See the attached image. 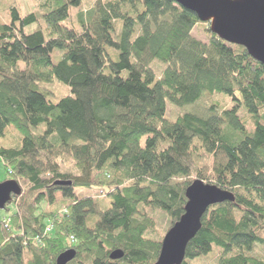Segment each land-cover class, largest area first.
Wrapping results in <instances>:
<instances>
[{
    "label": "trees",
    "instance_id": "obj_1",
    "mask_svg": "<svg viewBox=\"0 0 264 264\" xmlns=\"http://www.w3.org/2000/svg\"><path fill=\"white\" fill-rule=\"evenodd\" d=\"M37 8L12 6L0 19V137L9 127L21 137L0 146V165L3 181L24 186L0 211V264H56L68 250V264H154L162 238L149 237L145 209L171 228L193 176L235 199L208 209L182 264L212 254V264H264L252 255L264 246V66L172 0ZM199 25L205 41L192 35ZM154 60L165 66L160 77ZM54 81L69 88L56 103L46 99ZM206 92L233 106L165 117L167 102L193 105ZM75 188L96 189L108 206ZM116 250L123 257L112 261Z\"/></svg>",
    "mask_w": 264,
    "mask_h": 264
},
{
    "label": "water",
    "instance_id": "obj_2",
    "mask_svg": "<svg viewBox=\"0 0 264 264\" xmlns=\"http://www.w3.org/2000/svg\"><path fill=\"white\" fill-rule=\"evenodd\" d=\"M196 15L209 30L224 42L243 47L248 55L264 66V0H172ZM67 186L69 182H57ZM22 193L15 180L0 182V211L12 197ZM186 204L183 215L167 230L158 258L154 264H182L188 243L201 228V219L211 206L233 203L234 195L201 180H194L185 190ZM76 257L74 250L58 256L56 264H68ZM119 250L109 255L112 261L120 260Z\"/></svg>",
    "mask_w": 264,
    "mask_h": 264
},
{
    "label": "rangeland",
    "instance_id": "obj_3",
    "mask_svg": "<svg viewBox=\"0 0 264 264\" xmlns=\"http://www.w3.org/2000/svg\"><path fill=\"white\" fill-rule=\"evenodd\" d=\"M42 0H0V19L3 22H8L9 20V9L14 6L20 10L22 14L29 13V12H35L38 8L37 6L41 3ZM94 0H83V7L87 8L88 6L92 5ZM70 19H67L66 21L62 22V26L69 27L70 26ZM208 28V25H207ZM32 28H30L28 31H31ZM192 35L194 38L205 41L206 39V33L204 30V27L201 25L194 28L192 31ZM110 55L113 60H116L117 53L114 50H110ZM62 55V52L56 51L52 55V60L54 63L58 61L60 56ZM150 67L153 69L155 75L157 77H160L165 66L164 64L160 63L159 61L154 60ZM50 90V94L46 96V99L52 103H56L58 100L62 99L63 97L69 95V88L65 85H62L61 83L54 81L53 84L50 86H47ZM217 104L218 106L222 108H230L233 106V101L231 98L227 97L226 95L222 93H203L201 98L193 105L189 106H183V107H176L169 102L166 104V110H165V117L170 120H175L179 115L185 114V113H195L200 116L205 115V110L209 108L211 104ZM238 116L240 119L247 120L246 119V113L245 110L240 108L238 110ZM248 125V124H246ZM249 128V126H248ZM21 137L15 131V129L9 127L5 131L4 137H0V146L6 147V148H14L18 147L20 144ZM5 176L3 172V168L0 165V182H3ZM193 181L196 180V176L192 177ZM22 189H24V186L22 183H19ZM75 193L77 195L83 196V195H91L94 199L98 200V203L103 206H108L109 200L108 197L104 198H98V192L96 189L94 190H88V189H81V188H75ZM56 200L60 199V194H55ZM145 213L151 218L153 224L155 225L154 233L150 235V238L159 239L164 237L165 233L167 232V229L169 227V220L165 216L164 213L161 211H153L150 209H145ZM2 214V213H1ZM98 218L97 215L93 216V218L90 219L89 222L93 223ZM162 241V240H161ZM252 255L254 257L259 258L260 260H264V246H259L254 249L252 252ZM214 255L212 254L209 257H206L202 260L197 261L196 264H212L214 262Z\"/></svg>",
    "mask_w": 264,
    "mask_h": 264
},
{
    "label": "built area",
    "instance_id": "obj_4",
    "mask_svg": "<svg viewBox=\"0 0 264 264\" xmlns=\"http://www.w3.org/2000/svg\"><path fill=\"white\" fill-rule=\"evenodd\" d=\"M50 231V228L48 227L47 230H46V233Z\"/></svg>",
    "mask_w": 264,
    "mask_h": 264
}]
</instances>
